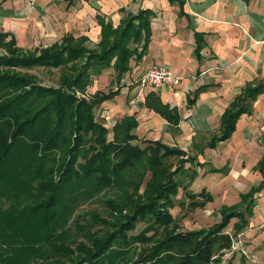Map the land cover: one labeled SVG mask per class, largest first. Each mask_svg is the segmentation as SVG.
Masks as SVG:
<instances>
[{
	"label": "trees",
	"instance_id": "obj_1",
	"mask_svg": "<svg viewBox=\"0 0 264 264\" xmlns=\"http://www.w3.org/2000/svg\"><path fill=\"white\" fill-rule=\"evenodd\" d=\"M152 15L142 10L124 19L113 34L108 28L99 49L67 36L60 44L22 53L12 37L0 33V48H5L0 55V264H213L222 261L233 238L248 225L253 195L262 186L242 194L239 208L222 207L220 221L211 226L178 231L170 208L180 188L188 209L210 201L206 190L193 193L186 188L198 175L193 166L205 163L159 140H144L145 147L133 144L137 139L133 116H124L111 129L95 117V109L118 96L119 89L88 95L93 76L111 68L119 84L133 56L140 58L147 47ZM34 67L57 69V84H43L34 74L16 71ZM261 93L264 83L236 96L223 113L221 134L208 142L210 147L231 135L238 117L249 112ZM144 102L170 123L178 122L179 115L154 91ZM180 156L176 166H169L167 158ZM80 176L94 177L105 188L124 181L121 196L111 206L119 216L114 223L99 220L94 213L85 225L78 221L68 225L75 205L94 193L88 187L87 192L66 190ZM24 180L31 185L36 181L37 193L28 203L14 206ZM6 198L11 201L8 207L2 203ZM234 218L238 221L230 234L226 228ZM99 221L107 229L93 230ZM139 222L144 227L134 233Z\"/></svg>",
	"mask_w": 264,
	"mask_h": 264
},
{
	"label": "crops",
	"instance_id": "obj_2",
	"mask_svg": "<svg viewBox=\"0 0 264 264\" xmlns=\"http://www.w3.org/2000/svg\"><path fill=\"white\" fill-rule=\"evenodd\" d=\"M146 9L153 14L147 47L140 58L130 60L119 95L112 102L118 103L119 110L126 106V116L136 118L139 137L159 140L163 133L164 145L177 146L181 140L191 149L203 150L196 158L205 164L190 188H201L193 193H209L204 209L216 212L219 221L222 207L239 208L242 194L262 186L253 195L248 225L236 234L241 254L234 258L264 264V167L260 168L264 93L254 98L249 112L238 117L228 138L215 147L208 145L221 134L223 113L236 96L246 87L264 83V0H0V33L25 50L60 44L67 36L99 49L103 32L109 28L113 34L124 19ZM141 45H137L139 53ZM162 64L182 77L176 88L143 89L134 83L140 73ZM106 71L114 79L111 68L98 77ZM151 91L179 115L177 123L145 106ZM232 220L230 234L238 221Z\"/></svg>",
	"mask_w": 264,
	"mask_h": 264
},
{
	"label": "rangeland",
	"instance_id": "obj_3",
	"mask_svg": "<svg viewBox=\"0 0 264 264\" xmlns=\"http://www.w3.org/2000/svg\"><path fill=\"white\" fill-rule=\"evenodd\" d=\"M40 46V45H39ZM18 47V46H16ZM18 49L20 50V52L22 53H31V52H35L38 51L42 48L39 47H32L31 49L25 50V49H21V47H18ZM5 53V48H0V55ZM16 71H19L21 73H25L27 72L28 74H34L36 76L39 77V80L43 83V84H48V85H56L58 82V78H59V71L57 69H49V68H42V67H34L31 68V70H26V69H21V68H17ZM107 75V76H106ZM113 74L108 73L107 71L104 73V75L99 78L98 76H93V80L90 84V87H88L87 89V94L90 95L92 93H94L95 91L99 90L101 92H108L110 90H117V88L120 90V82L119 84L117 83V78L116 76L114 77V79H111ZM80 94V93H78ZM115 99H117V97H114ZM113 99H109L106 100L108 102H103L102 105H100L99 107H97L95 109V117L97 118V120L99 122H101L102 124L105 125V127H108V129H111V127L116 123L119 122L121 118H123L124 116H126V110L127 107L125 106L126 104H124L125 109H120L119 110V105L118 103H113L112 101H115ZM122 107V104H121ZM153 117V115H152ZM155 130L157 132H160L159 127H154ZM138 131V129H137ZM135 129V133L137 132ZM110 132V131H109ZM139 134H137V139H135V141L133 142V144H137L141 147H145V143L143 138L139 137V135L141 136V132L138 131ZM137 132V133H138ZM165 134L161 133V136L158 137L160 138L159 141L164 140ZM109 138H112V132L109 133L108 135ZM179 140V138H178ZM160 141V142H161ZM180 141V146L182 148H184L185 150H187L188 152H186V156L189 157H194L197 156L198 151L196 149H191V146H188V144H183V142L181 140ZM204 139L200 142H203ZM166 144V143H165ZM170 147H177L175 145H172V143L168 144ZM181 149V148H180ZM185 158V156H183ZM199 160L201 159L199 156L197 157ZM180 159H183L182 156H180V158L177 157H169L167 158V163L169 164V166H176ZM189 165L186 164L185 167L187 168ZM195 167L197 173H200V170L198 167H196L195 165L193 166ZM189 172V171H188ZM187 172V173H188ZM145 178L146 180H148L150 178V174L147 172L145 173ZM124 176H127V178H129L130 174L128 173H124ZM16 179H20L19 177H13ZM25 181V180H24ZM121 179H118L115 182V185H111L108 188H105L103 186L99 187V183L97 182V180H95V178H84L83 176H80L75 179H73L72 183L70 184V186H67L66 190L69 191L70 193H74V192H78L83 191V192H87V187L90 188V193H93V195L89 198H86L85 200H81L79 201V203L77 205H75V210L73 211V213L71 214V216L69 217V223L68 225L73 227L74 224L78 221V225H85L86 223H89L88 218L92 215V214H96L99 220H105L108 223H114L115 219L118 216V213H113V210L111 209V206L113 204V202H117L116 199H118L119 196H121V191H122V186H123V182ZM184 183L187 185L189 184L188 182V178H183ZM28 182H24L22 185V191H21V196H19L16 199V202L14 203V206L17 205V202L21 205V204H26L28 203L32 198L35 197L36 192V181L35 183L31 184H27ZM98 184V185H97ZM191 185V183H190ZM190 185L187 186V190L190 192L193 191H198L200 189H196L197 187L193 186L192 190L190 188ZM98 186V188H96ZM184 202V204L186 205L185 207L182 206V203ZM2 203H4L7 207L10 206V199L6 198L4 200H2ZM173 203L174 206L172 208H170V213L172 215V217L175 218V222L178 225V231H189V230H196L199 228H204V227H209L211 226V224H213L214 222L219 221V216L217 215V213H212V212H207L206 209L203 208H196V210H191L187 208L188 205V201L184 195V190L182 188L179 189L177 196L173 199ZM123 212L125 213L126 211L123 210ZM233 220H231L229 226L226 228V230L231 233V231H229V227L231 226ZM144 227V224L142 222H139L134 233H137L140 229H142ZM100 229V230H105L107 229V226L99 221L97 223H94V229ZM80 239H82L80 237ZM79 239V240H80ZM238 239V238H237ZM236 239V240H237ZM240 249V245L233 251L231 250H226V252L223 253V256L221 257L220 262H215L213 264H229L230 263H236V264H258L257 261H252L250 263H248L247 259H235V256H239V254H241V250L238 251ZM238 254V255H237Z\"/></svg>",
	"mask_w": 264,
	"mask_h": 264
},
{
	"label": "built area",
	"instance_id": "obj_4",
	"mask_svg": "<svg viewBox=\"0 0 264 264\" xmlns=\"http://www.w3.org/2000/svg\"><path fill=\"white\" fill-rule=\"evenodd\" d=\"M182 80V77L178 74L172 72L166 65H152L148 68L147 71L140 73L135 82L136 85L140 88H148V87H170L176 88ZM238 238V239H237ZM237 239V240H236ZM241 241H239V237H234L232 240L231 251L235 250ZM229 251V250H228Z\"/></svg>",
	"mask_w": 264,
	"mask_h": 264
}]
</instances>
